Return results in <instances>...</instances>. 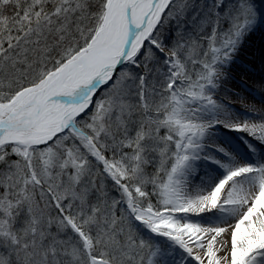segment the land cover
I'll return each mask as SVG.
<instances>
[{
  "label": "snow or ice",
  "instance_id": "1",
  "mask_svg": "<svg viewBox=\"0 0 264 264\" xmlns=\"http://www.w3.org/2000/svg\"><path fill=\"white\" fill-rule=\"evenodd\" d=\"M257 32L264 0H0V264H264Z\"/></svg>",
  "mask_w": 264,
  "mask_h": 264
},
{
  "label": "bare ground",
  "instance_id": "2",
  "mask_svg": "<svg viewBox=\"0 0 264 264\" xmlns=\"http://www.w3.org/2000/svg\"><path fill=\"white\" fill-rule=\"evenodd\" d=\"M252 40L254 50L252 49L253 51L251 50V53L247 56H245L244 50L242 53L244 58H241L245 59L242 61L244 65H247V70H241L239 66H234L233 69V75L238 79H242L252 89V92L249 93L235 84L230 85V87L241 92V94L246 97L244 104L255 105L256 108L260 109L264 108V101L260 98L264 96V35L260 32L255 33L254 36H252ZM257 93H259V95H257ZM237 101L239 100L236 97H232L230 102L235 105ZM239 103L240 109L243 111V105L240 101Z\"/></svg>",
  "mask_w": 264,
  "mask_h": 264
},
{
  "label": "rangeland",
  "instance_id": "3",
  "mask_svg": "<svg viewBox=\"0 0 264 264\" xmlns=\"http://www.w3.org/2000/svg\"><path fill=\"white\" fill-rule=\"evenodd\" d=\"M258 2H259V0H258ZM258 33V32H257ZM254 36V35H253ZM246 47H245V56H247L249 53H251V50L253 49L254 50V46H253V40H252V37L250 38V40L247 42V44L245 45ZM250 48V49H249ZM252 50V51H253ZM241 58H244V56H241ZM242 60H245V59H242ZM237 75V74H236ZM240 103H239V101H237L236 103H235V106H236V108H238V109H240V105H239Z\"/></svg>",
  "mask_w": 264,
  "mask_h": 264
}]
</instances>
